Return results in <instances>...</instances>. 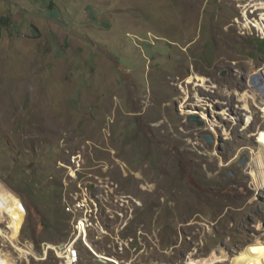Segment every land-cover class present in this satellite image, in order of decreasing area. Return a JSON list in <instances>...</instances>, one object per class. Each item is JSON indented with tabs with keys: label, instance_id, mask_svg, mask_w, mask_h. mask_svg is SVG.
Wrapping results in <instances>:
<instances>
[{
	"label": "rangeland",
	"instance_id": "374dc122",
	"mask_svg": "<svg viewBox=\"0 0 264 264\" xmlns=\"http://www.w3.org/2000/svg\"><path fill=\"white\" fill-rule=\"evenodd\" d=\"M261 37L264 0H0V258L231 264L264 244Z\"/></svg>",
	"mask_w": 264,
	"mask_h": 264
},
{
	"label": "bare ground",
	"instance_id": "6f19581e",
	"mask_svg": "<svg viewBox=\"0 0 264 264\" xmlns=\"http://www.w3.org/2000/svg\"><path fill=\"white\" fill-rule=\"evenodd\" d=\"M262 80H260V83L264 87V74L261 77ZM200 82H204V79L198 78ZM260 152L257 155V161H255L256 166V173H254L253 177L255 178V184L256 187H260V185L263 183V175H264V138L260 145ZM256 156V155H255ZM80 230L81 235L78 236L82 237L85 230L86 225L85 223L80 224ZM2 233V232H1ZM67 255H72V246L67 248ZM78 263V259L75 260V264ZM0 264H6L1 258H0ZM231 264H264V244L258 243L249 246L246 250H244L242 253L235 256V258L232 260Z\"/></svg>",
	"mask_w": 264,
	"mask_h": 264
},
{
	"label": "water",
	"instance_id": "95a60500",
	"mask_svg": "<svg viewBox=\"0 0 264 264\" xmlns=\"http://www.w3.org/2000/svg\"><path fill=\"white\" fill-rule=\"evenodd\" d=\"M262 72V71H261ZM225 76V73L222 74V77ZM262 80L261 78V75L259 74H256L254 76L251 77L250 79V83L251 85H256V80ZM188 121L190 123H193V124H196L197 127H203L205 125V122L201 121L200 118L198 116H195V115H190L189 118H188ZM203 139L208 143V144H212L213 143V138L209 135H204L203 136ZM246 163L245 162V157H243V159L241 160V165ZM101 261L102 262H107V261H110L108 260L107 258H101Z\"/></svg>",
	"mask_w": 264,
	"mask_h": 264
},
{
	"label": "trees",
	"instance_id": "16d2710c",
	"mask_svg": "<svg viewBox=\"0 0 264 264\" xmlns=\"http://www.w3.org/2000/svg\"><path fill=\"white\" fill-rule=\"evenodd\" d=\"M254 44L256 45L255 48H256L257 53L263 54L264 53V40L257 39ZM9 186L14 187L10 184H9ZM28 186L30 188H33V186H35V183H30Z\"/></svg>",
	"mask_w": 264,
	"mask_h": 264
},
{
	"label": "built area",
	"instance_id": "2783aa9c",
	"mask_svg": "<svg viewBox=\"0 0 264 264\" xmlns=\"http://www.w3.org/2000/svg\"><path fill=\"white\" fill-rule=\"evenodd\" d=\"M64 248H67L66 246ZM79 259V252L76 248H72V255H67L66 264H75V260Z\"/></svg>",
	"mask_w": 264,
	"mask_h": 264
},
{
	"label": "clouds",
	"instance_id": "9594fccd",
	"mask_svg": "<svg viewBox=\"0 0 264 264\" xmlns=\"http://www.w3.org/2000/svg\"><path fill=\"white\" fill-rule=\"evenodd\" d=\"M260 40H264V37H261ZM257 74H258V75L260 74L261 77H262L263 74H264V72H263V71H262V72L260 71V72L257 73ZM257 83H260V80L257 79V80H256V85H257ZM256 85H253V86H256ZM263 90H264V89H263ZM82 234L84 235V234H86V232H84V233H82ZM79 235H81V233H80Z\"/></svg>",
	"mask_w": 264,
	"mask_h": 264
}]
</instances>
